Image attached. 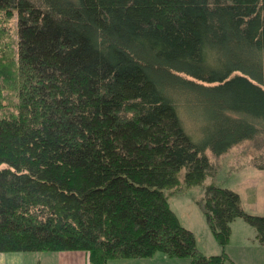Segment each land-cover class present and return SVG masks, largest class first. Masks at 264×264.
I'll return each mask as SVG.
<instances>
[{
    "label": "trees",
    "instance_id": "16d2710c",
    "mask_svg": "<svg viewBox=\"0 0 264 264\" xmlns=\"http://www.w3.org/2000/svg\"><path fill=\"white\" fill-rule=\"evenodd\" d=\"M262 136L264 0H0V253L233 264L230 224L264 245V216L205 186V256L164 191Z\"/></svg>",
    "mask_w": 264,
    "mask_h": 264
},
{
    "label": "rangeland",
    "instance_id": "374dc122",
    "mask_svg": "<svg viewBox=\"0 0 264 264\" xmlns=\"http://www.w3.org/2000/svg\"><path fill=\"white\" fill-rule=\"evenodd\" d=\"M8 35L13 47L15 37L13 23L11 28L9 27ZM186 98L190 96L187 95ZM183 120L188 130L196 136V132H193L194 123ZM263 153L264 136L258 137V144L245 142L219 157L206 152L213 168L212 176H207L201 185L181 192L164 191L168 208L176 215L179 224L193 234L196 248L203 255L215 256L221 253V248L207 228L199 208L204 187L213 185L230 190L237 194L240 208L244 213L264 216V173L252 164V158ZM182 174L183 172L180 176ZM224 251L233 264H264V245L257 242L254 229L241 218L230 224V235ZM84 259V253L79 251L0 253V264H73L74 260L75 264H87L84 263ZM107 264H189V262L187 259H166L157 253L147 259L112 260Z\"/></svg>",
    "mask_w": 264,
    "mask_h": 264
},
{
    "label": "crops",
    "instance_id": "0c3cea01",
    "mask_svg": "<svg viewBox=\"0 0 264 264\" xmlns=\"http://www.w3.org/2000/svg\"><path fill=\"white\" fill-rule=\"evenodd\" d=\"M196 246V245H195ZM75 253H77V252H75ZM84 263H87L88 264V262H87V256H86V254L84 253ZM182 260V259H181ZM186 260V259H185ZM71 261H72V259H71ZM76 262H75V260L73 261V264H75Z\"/></svg>",
    "mask_w": 264,
    "mask_h": 264
}]
</instances>
